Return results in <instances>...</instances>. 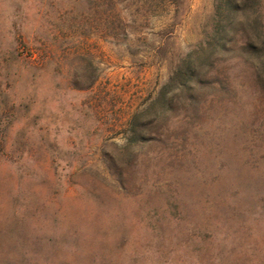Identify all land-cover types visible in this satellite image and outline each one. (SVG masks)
<instances>
[{"label":"rangeland","instance_id":"rangeland-1","mask_svg":"<svg viewBox=\"0 0 264 264\" xmlns=\"http://www.w3.org/2000/svg\"><path fill=\"white\" fill-rule=\"evenodd\" d=\"M222 4L0 0V264H264V81L167 87Z\"/></svg>","mask_w":264,"mask_h":264},{"label":"trees","instance_id":"trees-1","mask_svg":"<svg viewBox=\"0 0 264 264\" xmlns=\"http://www.w3.org/2000/svg\"><path fill=\"white\" fill-rule=\"evenodd\" d=\"M224 13L217 28L203 45L189 52L170 78L167 87H175L188 99L194 98L216 62L239 57L248 62L264 81V40H260L262 26L259 24L257 0H222ZM245 9L249 13H245ZM242 37L237 39V32ZM263 74V76H262ZM161 94L160 99L163 100ZM177 93L173 95L176 98ZM154 108V107H151Z\"/></svg>","mask_w":264,"mask_h":264}]
</instances>
